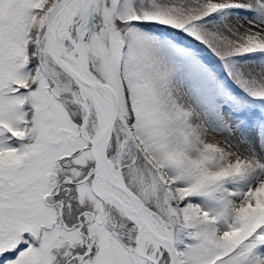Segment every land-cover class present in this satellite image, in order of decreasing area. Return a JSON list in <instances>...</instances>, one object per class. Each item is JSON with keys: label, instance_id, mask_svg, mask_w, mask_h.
I'll return each instance as SVG.
<instances>
[{"label": "snow or ice", "instance_id": "obj_1", "mask_svg": "<svg viewBox=\"0 0 264 264\" xmlns=\"http://www.w3.org/2000/svg\"><path fill=\"white\" fill-rule=\"evenodd\" d=\"M0 264H264V0H0Z\"/></svg>", "mask_w": 264, "mask_h": 264}, {"label": "rangeland", "instance_id": "obj_2", "mask_svg": "<svg viewBox=\"0 0 264 264\" xmlns=\"http://www.w3.org/2000/svg\"><path fill=\"white\" fill-rule=\"evenodd\" d=\"M237 17H239V18H241L242 20H244V21H247V20H251L252 19V17H253V13L252 12H250V11H247V10H245V9H243V8H241V9H236L235 10V13H234ZM240 117H242V118H245L242 114H238ZM259 115V113H256V116H258Z\"/></svg>", "mask_w": 264, "mask_h": 264}, {"label": "trees", "instance_id": "obj_3", "mask_svg": "<svg viewBox=\"0 0 264 264\" xmlns=\"http://www.w3.org/2000/svg\"><path fill=\"white\" fill-rule=\"evenodd\" d=\"M256 113H259L260 115V110L258 108L252 109L251 111H247V112H241L240 114H242L245 117V119L248 121V123L251 124L257 121L259 118V115L256 116Z\"/></svg>", "mask_w": 264, "mask_h": 264}]
</instances>
